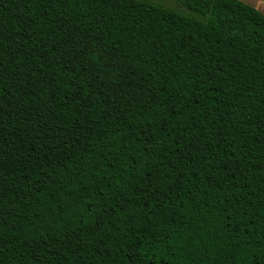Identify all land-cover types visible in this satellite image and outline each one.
Returning <instances> with one entry per match:
<instances>
[{
  "label": "trees",
  "instance_id": "trees-1",
  "mask_svg": "<svg viewBox=\"0 0 264 264\" xmlns=\"http://www.w3.org/2000/svg\"><path fill=\"white\" fill-rule=\"evenodd\" d=\"M172 1L0 0V264H264V13Z\"/></svg>",
  "mask_w": 264,
  "mask_h": 264
},
{
  "label": "crops",
  "instance_id": "crops-1",
  "mask_svg": "<svg viewBox=\"0 0 264 264\" xmlns=\"http://www.w3.org/2000/svg\"><path fill=\"white\" fill-rule=\"evenodd\" d=\"M243 2H246L254 7H256L257 9H259L261 12L264 13V3L260 0H241Z\"/></svg>",
  "mask_w": 264,
  "mask_h": 264
},
{
  "label": "rangeland",
  "instance_id": "rangeland-1",
  "mask_svg": "<svg viewBox=\"0 0 264 264\" xmlns=\"http://www.w3.org/2000/svg\"><path fill=\"white\" fill-rule=\"evenodd\" d=\"M155 2L157 3H161L163 5H166V6H171V7H177V8H180L181 5L176 2V1H172V0H154ZM264 3V0H260Z\"/></svg>",
  "mask_w": 264,
  "mask_h": 264
}]
</instances>
